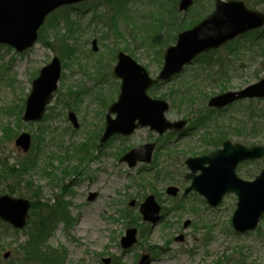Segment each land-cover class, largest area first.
<instances>
[{"label":"rangeland","instance_id":"obj_1","mask_svg":"<svg viewBox=\"0 0 264 264\" xmlns=\"http://www.w3.org/2000/svg\"><path fill=\"white\" fill-rule=\"evenodd\" d=\"M222 1L245 2L264 14V0ZM214 2L195 0L183 14L178 11L179 0H131L114 15L104 0H92L58 10L32 50L19 54L0 46V161L31 158L37 166L34 182L44 201L59 198L69 204L73 224H60L49 239L53 248L63 250L65 264H104L105 259L109 264H139L145 255L150 264H264V217L256 231L241 234L231 225L237 196L226 195L212 208L197 193L184 195L190 185L185 179L186 159L212 152L223 142V133L232 142L240 141L235 137L240 131L241 136L262 137L264 144V101H241L223 112L207 110L211 97L264 78V28L202 59L217 61L223 69L205 70L202 61L195 62L183 76L149 91L150 97L169 102V121H190L183 136L176 132L158 136L140 128L130 137H113L99 147L110 106L105 107V101H115L120 90L121 83L113 76L116 54L133 53L156 78L163 66L164 44L174 43L184 26L213 12ZM260 36L261 41L250 44ZM65 38L72 51L62 57L59 89L42 121L26 124L22 116L32 81L59 55L60 43L55 40ZM93 40H97V53L92 51ZM70 111L78 116L77 130L68 120ZM201 123L202 128L193 127ZM22 133L33 139L26 154L15 145ZM146 143L157 144L150 165L129 169L120 162L131 148ZM65 165L72 167L67 170L74 175L61 172ZM263 168L264 159L246 163L239 166L238 175L252 181ZM170 186L179 189L176 197L167 194ZM7 191L0 182V196ZM91 193L98 195L92 202L88 201ZM149 196H155L161 206L155 225L139 219V206ZM126 216L136 218V223L130 224ZM129 228L138 231V241L124 250L120 241ZM27 238V230L14 232L0 223V264L19 259L17 253ZM6 253H10L7 260Z\"/></svg>","mask_w":264,"mask_h":264},{"label":"water","instance_id":"obj_2","mask_svg":"<svg viewBox=\"0 0 264 264\" xmlns=\"http://www.w3.org/2000/svg\"><path fill=\"white\" fill-rule=\"evenodd\" d=\"M87 0H0V45H7L19 53L33 48L38 40L40 28L46 18L63 6L77 4ZM194 0H181L180 12H186ZM264 26V14L247 9L240 1L223 2L216 0L215 11L200 24L179 34L175 45L170 46L164 55V66L157 79H152L147 70L130 56L120 53L114 74L122 80L118 101L109 109L107 126L101 145L112 136L132 135L139 127L164 134L169 130H183L186 121L170 122L165 117L169 104L163 100H154L148 90L160 82H169L175 75L184 71L199 54L218 49L237 36ZM97 51L96 41L93 43ZM62 65L58 57L44 67L39 77L33 81L30 96L27 99L24 122L40 121L58 89ZM263 99L264 79L249 85L238 92H227L212 98L208 106L224 108L241 99ZM112 114H116L113 118ZM75 128H79L77 117L69 114ZM16 146L27 152L31 146V137L22 134L16 140ZM154 144L139 146L122 158L129 167L138 162L150 163ZM264 157V147L247 148L243 145L225 142L223 148L209 156L190 158L186 161L190 173L186 178L191 186L185 193L195 191L203 196L208 205L216 208L226 194L238 197L237 208L233 214L232 226L239 233L255 230L264 215V169L253 181H244L237 175V167L245 161H254ZM200 172L199 175L197 173ZM168 194L176 196L178 189L168 188ZM96 195L92 194L90 200ZM135 201L130 203L134 206ZM31 203L27 199L0 197V219L16 229H23ZM161 208L154 196H149L141 204L140 212L145 222L156 224L160 219ZM137 231L129 229L122 238V246L130 248L137 243ZM9 254L5 255L8 258ZM109 264V260H105ZM139 264H150L149 256H144Z\"/></svg>","mask_w":264,"mask_h":264},{"label":"trees","instance_id":"obj_3","mask_svg":"<svg viewBox=\"0 0 264 264\" xmlns=\"http://www.w3.org/2000/svg\"><path fill=\"white\" fill-rule=\"evenodd\" d=\"M113 11V13H121L127 2L125 0H105ZM115 19V16H113ZM198 21H194L184 26V29H189L196 25ZM60 43V47L57 51L61 57L66 58L70 55L72 51L71 45L67 43V38L55 40ZM173 43V42H172ZM171 42L165 43L164 46L168 47L172 44ZM50 46V45H49ZM164 46H161L162 48ZM244 131H247L245 129ZM241 136L240 131L236 133V137L250 145L262 144L261 138H252L250 135ZM222 141L227 140V134L223 133L220 136ZM250 139H256L251 140ZM222 144L216 145L218 148ZM80 152V151H79ZM83 160V159H82ZM63 163V162H62ZM35 167V161L31 158L11 163L10 160L0 161V182L6 185L8 188V193L11 195H16L18 197H26L32 200V211L31 220L24 231L27 230L28 238L27 241L21 245L20 253H17L19 259L8 264H65V254L61 249H55L49 244L50 237L58 229L59 225L62 223L65 227L71 226L73 224L71 213L69 211L68 205L60 200L44 201L43 195L40 192V186L36 185L34 182L32 170ZM67 168V167H65ZM69 169V168H67ZM66 169V170H67ZM66 173V171H64ZM129 218L128 216H126ZM141 220V218H139ZM130 224L134 225L136 223V218L130 217L128 219ZM3 228L10 229L6 224L0 222ZM11 230V229H10ZM17 232L16 230H12ZM22 257V258H21Z\"/></svg>","mask_w":264,"mask_h":264}]
</instances>
